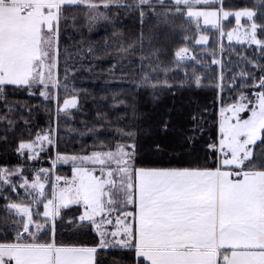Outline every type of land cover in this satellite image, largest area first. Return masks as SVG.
I'll return each instance as SVG.
<instances>
[{
    "label": "trees",
    "instance_id": "1",
    "mask_svg": "<svg viewBox=\"0 0 264 264\" xmlns=\"http://www.w3.org/2000/svg\"><path fill=\"white\" fill-rule=\"evenodd\" d=\"M106 1L116 3L107 11L106 22L96 29L83 24V6L61 7L58 81L78 96V105L69 115L59 118L55 112L59 103L53 95L44 98L30 93L28 85L0 86V168L19 164L20 143L53 128L56 134L49 149L51 156L53 152L88 154L133 143L135 166L215 165L219 95L222 104L253 95L254 84L264 75L261 52L253 45L237 43L221 49L218 31L213 28L201 30L208 41L196 46L194 28L183 15L173 12L169 1ZM221 7L254 11L258 37L264 40V0H222ZM233 19L223 22L224 30L233 25ZM183 47H190L196 56L186 65L178 63L176 57ZM205 110L209 114L196 137L198 115ZM262 140L264 132L252 146L257 164L264 162ZM56 173L69 177L71 167L58 165ZM24 203L10 184L0 193V243L33 242L23 231L22 219L10 207ZM81 211L79 205L63 210L53 228L38 234L35 242L97 247L95 264H148L136 255L134 246H99L93 226L79 222Z\"/></svg>",
    "mask_w": 264,
    "mask_h": 264
},
{
    "label": "snow or ice",
    "instance_id": "2",
    "mask_svg": "<svg viewBox=\"0 0 264 264\" xmlns=\"http://www.w3.org/2000/svg\"><path fill=\"white\" fill-rule=\"evenodd\" d=\"M146 2L141 0L142 4ZM77 3L83 0H0V85L45 83L43 61L49 55L46 46H51V37L46 38L44 29L52 31L62 5ZM235 15L251 17L252 13ZM255 27L253 25V33ZM260 86L264 87V79ZM41 95L46 93L41 92ZM258 98V108H252L249 119H237L235 124L221 122L219 144L225 158L215 169L136 168L131 163L135 145L123 144L117 145L115 150L93 152L91 156L63 158L98 164L101 175H94V170L74 167L72 180L66 179L64 188L57 191L53 186V199L44 204V217L57 216L60 207L82 203L81 221L96 224L95 217L100 216L103 223L111 224L105 217L114 210L113 205L134 204L135 212L125 213L134 217V224L117 219L120 227L111 235L118 237L122 232L125 238L116 243L123 247L130 246L128 237H131L136 255L150 264H217L219 250L226 244L233 249L243 247L245 251L234 250L231 257L225 255L224 264H264V170H257L264 168V162L254 163V153L248 147L261 140L264 132V92L258 93ZM70 103L65 101V106ZM242 110L243 106H233L222 112ZM37 140L51 143L48 136H37ZM128 147L132 148L131 152L126 150ZM24 149L31 152L34 143L22 142L18 151L23 154ZM32 158L29 155V159ZM261 158L264 161V150ZM227 165H236L241 170L223 171L222 167ZM248 165L252 167L247 171L241 167ZM6 172L0 168V181L7 184ZM20 186L39 189L43 195L44 185L39 177L31 184L25 180ZM50 205L53 206L51 211ZM10 207L27 217L23 231L32 236L33 242L0 243V264H6L5 256L14 259L15 264H91L95 248L36 243L35 234L30 232L33 217L29 209L15 204ZM35 227L39 230L44 225ZM100 227L96 224L97 230ZM100 235L101 247L107 246L103 239L106 233L100 232Z\"/></svg>",
    "mask_w": 264,
    "mask_h": 264
},
{
    "label": "rangeland",
    "instance_id": "3",
    "mask_svg": "<svg viewBox=\"0 0 264 264\" xmlns=\"http://www.w3.org/2000/svg\"><path fill=\"white\" fill-rule=\"evenodd\" d=\"M151 0H147L146 3L143 4H149ZM161 4H164L166 1L171 2V6L173 7V12L175 14H181L184 16V18L187 20V24L194 28L192 29V32H194V44L196 46L206 44L208 41V35L203 34L201 31L203 28H213L214 30L218 31V42L219 46L222 49L223 46L226 44H246V45H253L257 47V51L261 52L262 56L264 57V40H261L258 37V25L253 21L254 11L249 9H239L236 11H227L224 10L221 7V1L222 0H180L179 3L176 2V0H157ZM119 2V0H117ZM125 1H122L121 3H124ZM141 3V0L139 1ZM116 2H110V1H101V2H94L93 0H83V3H77L73 5H80L83 6V9L81 10L83 15V24L86 25L88 28L96 29L98 28L103 22L105 23L107 20V11L109 10L110 6L115 4ZM127 3V2H126ZM108 5L105 7V5ZM65 5V4H64ZM90 5H96V7H91ZM120 5V3H119ZM63 6V5H62ZM61 6V7H62ZM58 20L53 21V28L54 33L52 36L49 35L46 30L45 36L46 38L51 37V46H46V50L48 51L49 55L46 57L43 61V78H44V84L40 83H30L29 86V92L33 94H39L41 95V92H45L46 95H41L44 98H48L49 96L53 95L55 99V103H59L57 107H55V112L59 113L60 116L69 115L70 110L75 108L78 105V96L70 94V89L67 86V84H62L60 86V83L58 81V59H59V24H60V13ZM246 13L251 12L252 16L249 17L247 15H241L239 18L235 15L236 13ZM190 13H192L190 15ZM195 13H214V15L211 16H205V15H195ZM224 13H229L230 15L225 16ZM92 17H96V19H92ZM233 17V25L228 29H223V22ZM108 21L110 19L108 18ZM253 25H255V33H253ZM46 28V27H45ZM231 34V35H229ZM254 37V38H253ZM187 39H189L187 37ZM255 41H260V43H256ZM177 53H180V55H177ZM176 57L178 58V63L186 65L188 61L196 59V56L194 55L193 51L190 47H183L179 49L176 52ZM181 66V65H180ZM255 67L258 68L257 65ZM182 69V73L186 74L188 73L186 70ZM262 72H264V66L261 67ZM191 71V70H188ZM39 77L37 78V80ZM264 79V75L262 76L261 80ZM261 80L254 84L253 86V95H243L240 96L238 100L235 102H231L228 104H222L220 95L217 100V120L216 124L218 125V140L215 145V148L220 150V144L219 141L221 139V132H220V125L222 121H228L231 124H235L237 122V119L243 121L249 119V117L252 114V108L257 107L259 105V98L258 93L264 92V89L260 86ZM53 83H55V86H53ZM45 84L48 86L45 87ZM65 101H70L71 103L66 107ZM233 106H243V110L239 112L234 111H224L222 112V109H230ZM209 114L208 110H205L202 113H199L198 119H197V126L195 128V133H197L196 137L201 135L200 133L203 131L202 124L205 122L206 116ZM230 118V119H229ZM55 129L53 130L46 129L43 131L38 132L35 137L27 142L23 143H34V149L29 152L28 149L23 150V154H21L20 151H17L18 158H20V163L16 166L12 167L11 169H6V177L9 181L10 186L14 189L17 196L22 197V199L27 204H18L21 207H27L32 214L33 222L30 225V232L35 234V237H38V234L45 231L46 228L54 226L55 219L62 215L63 210H66L70 206L76 205V204H70L68 207H60L59 208V214L55 217L49 216L47 219L44 217L43 213L45 211L44 204L48 202V200L53 199V186L55 185L56 190L64 188L65 180L69 179L72 180V177H65L60 176L56 173V169L58 165H65L71 167V174L73 175V168L74 167H83L87 168L89 170H94L93 174L96 176H100V166L98 164H93L91 161L81 163L79 159L76 161H73L72 159H63L65 157L71 158V157H85V156H91L93 152H101V151H92L88 154H73V153H57L53 152L52 156L49 154V149L55 142ZM37 136H48L51 140V143H49L47 140L45 141H38ZM21 144V143H20ZM127 146L133 145V143L130 144H123ZM249 148L252 149L253 145H248ZM214 148V147H213ZM19 149V148H18ZM115 150V149H113ZM127 151H132L131 147H128L126 149ZM110 151V150H105ZM227 150H225L226 152ZM29 155H31L33 158L29 159ZM48 163V166L45 164ZM132 165L134 166V158L131 161ZM115 167V165H113ZM44 170V171H41ZM15 173V174H13ZM37 177H39V182L44 185L43 188V195H40L39 189H32L28 187H21L20 185L24 183L25 180L28 181V184L33 183L36 181ZM57 177H60L61 179L59 181L56 180ZM3 181L0 183V193L4 189V187L7 185ZM13 205V204H11ZM17 205V204H15ZM52 205L49 206V211L52 210ZM81 207V206H80ZM132 204H123V203H117L112 206L114 209L109 216H106L105 219H110L111 221L114 220L115 222L117 219L126 221V219L134 220V217L132 215L126 216L125 213H133L131 211ZM13 210L16 212L18 216L22 219V221H26L27 217L23 215V213L19 212L17 208H13ZM81 215V214H80ZM80 217V216H79ZM78 217V218H79ZM99 220V223H101V231L106 233L104 239L105 244L108 246H121L116 243V240L122 239L125 237L123 236V233L121 232L120 236L118 237H112V232L114 230L111 229L109 231V228L112 227V224L103 223L101 221V217H96ZM23 222H22V228H23ZM79 222H83L79 219ZM36 224H43L44 227L41 229H37L35 227ZM117 224V223H116ZM117 226V225H116ZM119 226L115 227L113 229H117ZM109 235V237H108ZM130 240V237H128ZM134 242L130 241V246L133 245ZM129 246V247H130ZM8 256L4 257V260L6 262V258ZM217 264H224V258L223 254H218L216 257ZM7 264V262H6Z\"/></svg>",
    "mask_w": 264,
    "mask_h": 264
},
{
    "label": "crops",
    "instance_id": "4",
    "mask_svg": "<svg viewBox=\"0 0 264 264\" xmlns=\"http://www.w3.org/2000/svg\"><path fill=\"white\" fill-rule=\"evenodd\" d=\"M47 30V28H45L44 29V32ZM54 31V28H52V31L51 32H49V31H47L48 33H49V35L50 36H52L53 35V32ZM52 39V38H51ZM1 86V85H0ZM251 146V145H250ZM249 147V146H248ZM225 158V155H224V153H222L219 149H218V153H217V155H216V163H215V165L214 166H203V167H200V166H196V167H188V166H182V167H179V166H152V167H149V166H135L134 165V167H136V168H179V169H183V168H189V169H204V168H209V169H215L218 165H222V161H223V159ZM227 158H230V155L227 157ZM242 168H243V170L244 171H247V169H245V167L244 166H241ZM222 170L223 171H229V172H233V173H235L236 171H240L241 169L240 168H237V166L236 165H227V166H223L222 167ZM72 172V171H71ZM73 175L71 174V176L70 177H72ZM242 178V177H241ZM69 180V179H68ZM71 181V180H70ZM76 205H79V206H81V209H82V211H81V215L83 214V212H84V206H83V204L82 203H77ZM131 211H133V213L135 212V206H134V204H132V207H131ZM80 215V216H81ZM95 221H96V224H100L101 225V223H99V220L95 217ZM83 222H88V223H90L92 226H93V228H94V231L99 235V246H101V240H102V237H101V235H100V232H102L101 231V228L102 227H100V229L99 230H97V228H96V224H93V222L92 221H89V220H86V221H83ZM127 224H129V225H131V224H134V220H131V219H126V221H125ZM117 222H115L114 220H112V227L111 228H109V231H111V229L112 230H114V231H117L118 229H119V225L118 224H116ZM119 226L117 229H113L114 228V226L115 227H117V226ZM108 237H109V235H108ZM113 237V236H112ZM122 237H124V236H122ZM103 238H106L105 236L103 237ZM130 241H132V242H134L132 239H131V237H130ZM132 246H134L135 247V244L133 243V245ZM57 247H60V246H57ZM63 247H77V248H95V249H97V247H94V246H63ZM106 247V246H105ZM238 251V252H243V251H245V249L243 248V247H238L237 249H233L232 247H231V245H228V244H226V245H224L220 250H219V255L220 254H223V258H224V256L225 255H227V256H229V257H231V255H232V252L233 251ZM95 257H96V251L92 254V256H91V264H95ZM138 257H141V258H143L144 260H145V258L144 257H142V256H138ZM146 262H148V264H150V262L149 261H147V260H145ZM6 262H7V264H15V260L14 259H11L10 257H7L6 258Z\"/></svg>",
    "mask_w": 264,
    "mask_h": 264
}]
</instances>
